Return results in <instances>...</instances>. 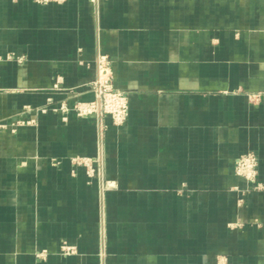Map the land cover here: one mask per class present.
<instances>
[{"label": "crops", "instance_id": "obj_1", "mask_svg": "<svg viewBox=\"0 0 264 264\" xmlns=\"http://www.w3.org/2000/svg\"><path fill=\"white\" fill-rule=\"evenodd\" d=\"M0 52V264H264V0H0ZM98 54L129 97L104 191Z\"/></svg>", "mask_w": 264, "mask_h": 264}, {"label": "built area", "instance_id": "obj_2", "mask_svg": "<svg viewBox=\"0 0 264 264\" xmlns=\"http://www.w3.org/2000/svg\"><path fill=\"white\" fill-rule=\"evenodd\" d=\"M11 53L6 55L0 52V62L4 59H14ZM98 74L92 80L91 85L95 92V98L91 101H78L74 105L76 114L80 117L95 116L98 134V153L95 156L82 158V163L87 168L89 176L98 175L102 185V191L105 190V176L103 172L104 164V134L106 130L105 118L111 117L115 124H123L129 115V97L126 91L120 90L114 86L112 73L110 70V60L105 54H98L97 59ZM28 109L30 106L27 107ZM55 111L67 112L69 107L62 103L54 107ZM38 111L46 112L48 107L39 108ZM28 122H32L28 121ZM1 126V125H0ZM235 172L247 179L249 182L256 183L259 173V158L255 152H247L240 155L236 162ZM261 183L254 184L255 188H261ZM214 264H232L227 256L219 255Z\"/></svg>", "mask_w": 264, "mask_h": 264}, {"label": "rangeland", "instance_id": "obj_3", "mask_svg": "<svg viewBox=\"0 0 264 264\" xmlns=\"http://www.w3.org/2000/svg\"><path fill=\"white\" fill-rule=\"evenodd\" d=\"M112 119V118H111ZM112 122H113V124H115L114 123V121L112 120ZM126 122V121H125ZM124 122V123H125ZM123 123V124H124ZM1 125V124H0ZM115 125H117V124H115ZM120 125H122V124H120ZM4 125H1L0 127H3ZM105 132H106V130H105ZM97 138H98V134H97ZM104 142H105V134H104ZM97 153H98V151H97ZM103 155H104V151H103ZM86 157H91V156H86ZM82 158H85V157H78V158H75V161H76V163H78V164H80V165H84V164H82V163H79V161H82L81 159ZM85 166V165H84ZM86 167V166H85ZM86 172H87V168H86ZM103 172H104V168H103ZM88 174V173H87ZM95 176H98V175H95ZM91 177V176H90ZM93 177V176H92ZM109 185V183H108V181L106 180L105 181V190H106V187ZM108 187H110V185L108 186ZM44 252H41L40 253V255H42ZM229 259V258H228ZM231 262V261H230ZM232 263V262H231ZM233 264V263H232Z\"/></svg>", "mask_w": 264, "mask_h": 264}]
</instances>
